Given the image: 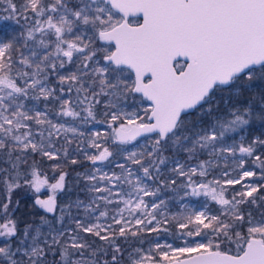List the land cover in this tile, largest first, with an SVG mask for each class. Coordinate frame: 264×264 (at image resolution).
<instances>
[{"label": "snow or ice", "instance_id": "snow-or-ice-1", "mask_svg": "<svg viewBox=\"0 0 264 264\" xmlns=\"http://www.w3.org/2000/svg\"><path fill=\"white\" fill-rule=\"evenodd\" d=\"M20 11L9 0L8 18ZM23 11H30L37 17L34 26L27 32L28 40H35L37 33L41 37L52 35L55 39L50 43L39 40L44 48L50 45L53 48L39 62L33 64L21 54L19 63L28 68L34 67V71L18 72L16 77L12 75L16 41L12 37L0 40V153L7 157L3 162L9 165L0 168V185H3L4 193L0 215L6 217L0 223V237L6 240L4 246H0V259L4 264H101L97 259L85 258V250L91 249V246L78 236L73 235L70 241L61 244L60 238L65 233L53 228L52 222L45 216L40 217L38 224H25L22 238H17L15 247L11 240L17 237L18 232L17 221L11 218L9 211L15 190L23 185L36 193H40L42 188H49L53 194L47 199L37 196L34 206L45 213H55L58 207L55 194L64 189L67 175L61 172L55 183H49L35 162L30 172L22 171L20 166L26 163L22 153L39 152L49 160H57L60 150L55 149L51 142L47 147L42 142H35L30 130L22 135L17 133L22 128L30 129L26 122L32 120L37 125L47 123L57 133L61 129L77 132L74 127L65 128L42 119L44 113L36 112L33 117L21 110L24 106L19 100L26 97L30 89H38L45 99L54 96V90L44 84L48 76L46 68L56 72L66 63H73L74 55L79 54L77 72L80 74L61 75L59 81L61 85L69 84L68 91H72L75 85L76 92L84 94L79 100L80 104L88 105L83 109L86 112L84 120L96 119L93 109L101 102L98 97L111 98L105 103V120L97 121L107 123L110 129L105 134V140L127 145L145 134H155L150 152L139 155L131 152L127 157L133 164L141 165L144 176L149 179L153 178L150 168L156 165L158 173L159 165L166 162L167 158L162 153L168 145L182 148L190 154L197 149L216 152V142L226 132L243 130L253 121L264 123V88L258 91L256 87L257 84H264V0H79L71 8L65 0H54L51 4H45L44 0H24ZM79 25L86 26L92 35L74 32V27ZM95 41L103 43L93 47ZM32 56H37V53L32 52ZM181 59L183 63H180ZM129 73L134 74L131 82ZM42 74L43 80L37 78ZM25 77L28 79L24 80L23 86L17 83V78ZM133 94H140L141 103L144 100L150 102L143 109V116L137 111H124L119 106L122 100ZM217 94L221 95L220 100L216 99ZM221 103L225 105L224 109L220 108ZM197 109L209 115L215 112L217 116L212 125L193 132L186 117ZM61 114L73 118L81 115L67 100L61 104ZM40 135L43 136V133ZM52 135L49 131V140ZM100 137L101 133L96 132L90 142V147L99 150L98 155H86L93 164L113 155L108 147L101 150ZM186 142L191 147H186ZM258 146L264 147V137L255 136L247 146L241 144L239 152L251 157ZM219 151L235 154L232 147ZM14 153L18 154L14 156ZM63 154L67 157L66 149ZM145 155L149 158L148 166L143 165ZM255 161L264 168L261 156L256 155ZM71 163L77 161L73 159ZM237 166L243 170L244 161L240 160ZM53 167L60 166L56 164ZM120 167L124 169V165ZM199 168V175H206L205 164L201 163ZM125 171V180L131 185L128 177L133 176V172L130 169ZM173 171L187 177L186 186L191 189L192 196H209L221 206V213L215 215L196 210L180 218L173 217V240L181 243H156L155 250L149 249L147 254L136 249L135 255L129 254L130 264H264V218L254 223L249 213L246 220L239 207L256 202L253 194L258 192V187L251 183L243 184V190L230 200L225 197L223 187L217 191V187L212 186L213 183L220 186L219 180L208 183L193 181L191 177L197 174L196 168L185 171L182 165H178ZM224 175L227 177L228 173ZM255 175L254 171L243 170L241 175L228 178L224 183L241 184L245 178ZM113 178L121 179L119 176L108 177L107 174L101 177L102 180ZM88 179L96 180V176ZM136 180L133 186L135 204L133 192H129V198L117 202L123 207L117 208L112 217L113 223L119 225V236H136L139 231L145 230L169 232L167 227L161 228L162 223H170L169 218L165 217L163 221L157 219V211L164 202L147 204L143 197L156 196L157 192L148 190L147 185L140 186L139 177ZM93 187L96 192L106 190ZM107 191L111 194V189ZM99 199L113 203L106 196ZM261 199L264 200V197ZM15 206L19 207V200ZM149 207L151 210H148ZM97 210L98 206L92 209ZM125 211L135 220L136 231L131 230L132 220L124 217ZM225 216L230 219H225ZM107 217V211H99L97 219ZM57 219L62 222L64 217L61 215ZM153 221L155 225L148 228ZM245 224L246 232L243 230ZM45 225L48 226L47 233L43 231ZM76 226L109 242L117 231L112 225L104 227L99 223L85 226L76 221ZM101 232L108 234L101 235ZM113 247L111 262L105 260L102 264H120L117 254L121 249L114 243ZM57 250L59 260L49 261V254L55 256ZM96 255L97 250L92 249L90 257ZM76 256L79 258H73Z\"/></svg>", "mask_w": 264, "mask_h": 264}, {"label": "trees", "instance_id": "trees-1", "mask_svg": "<svg viewBox=\"0 0 264 264\" xmlns=\"http://www.w3.org/2000/svg\"><path fill=\"white\" fill-rule=\"evenodd\" d=\"M54 0H44L45 4H51ZM79 0H67V4L73 6L77 4ZM12 3H15L17 8L21 11L12 18L9 17L7 9L9 8V0H0V40L3 39L4 34H8V28H11L10 33H16L18 36V42L15 43V51L13 52V70L12 75L16 77L18 72H28L32 73L33 68H28L19 63L21 54L25 57H28L30 61L39 62L40 58L46 52L52 51L53 48H44L40 45L39 40L44 39L46 42L54 41L55 37L52 35H46L41 37L39 33L36 34L35 40L27 39L28 30L34 26L35 20L37 17L34 16L30 11H23L24 0H12ZM55 15V14H54ZM25 16L27 19H25ZM43 19V18H41ZM88 31L86 26L79 25L74 27V32ZM103 42L95 41L93 47ZM40 52V56L36 60H32L31 53ZM79 54L74 55L73 63H66L64 68H58L56 72H52L51 69L46 68L45 71L48 73L47 80L44 81L45 85L49 89L54 90V96L45 99L38 89H30L26 97H21L19 102L23 104L22 111H26L29 115L35 117L36 110L39 108L41 111H44V116L42 119H46L54 123L62 125L63 123H74V128L77 129L76 133L65 132L61 129L58 133L55 129H52L47 123L43 125H37L35 120L27 121L26 123L30 126V129L22 128L17 134H23L25 131L32 132V139L37 143H43L45 147L51 142L55 149L60 150L59 157L57 160H49L47 157L43 156L41 153H32L28 151L27 153H22L23 159L26 163L21 164L22 171H31V166L35 162V166L39 170L42 176H46L49 180V183H55L54 181L58 179L61 172L66 173L64 189L62 192V197L58 204V209L55 214L45 213L41 209H38L37 206H34V203L30 202L28 195L31 191V188L27 185H23L19 189H16L12 194V205H10L11 218L17 221V237L11 238L13 247H15L17 238H22L23 229L27 223H36L40 222V217L45 216L49 221L52 222L53 228L60 231L61 229H66L64 231L65 235L61 237V244L70 241L69 235L78 236L82 242H85L91 246V249L85 250V258L88 259H97L101 261L107 260L111 262L112 255L114 253L113 243L116 246H119L121 252L118 255L120 259V264H130L129 254L135 255L136 249H148L152 248L155 250V244L160 242H171L173 244H179L180 241H174L172 233L175 232V220H172L173 217L180 218L183 216L182 204L185 201H194L196 204L203 205L205 204L207 209L215 215H220L221 206L211 200L209 196H192L191 189L186 185L188 184V179L185 176L178 175L177 172L173 171L175 164L179 163L183 166L185 171H188L191 168L197 169V174L193 175L191 178L197 183H208L214 182L216 180L220 181V186L212 184L213 187H217V191L220 190V187H223L225 190V197L232 199L234 195L243 190V181L241 184L228 185L224 181L227 178H236L241 175L243 171L237 165L240 160L244 161V168H253L258 182V192L254 193L256 198L255 203H244L240 205V210L244 214L245 219L247 220L248 214H251L253 222H257L264 218V200L261 197H264V168L260 166L258 161H255V156H261V159L264 160V147H256L254 155L249 157L243 155L239 152V147L241 144L247 146L255 136L264 137V123L259 121H253L249 126H246L243 130L237 132H226L223 138L216 142V152H211L209 149H197L194 154L183 150L182 148L173 147L168 145L163 151L162 155L166 157V162L159 165V172L157 173L155 168L156 165H153L150 168L152 172V179H149L144 176L141 165H135L130 160L127 159L129 155V146L127 145H116L112 142L111 139L105 140V134L110 132L107 123H98L97 121L105 120L103 113L106 111L105 103L111 99L110 97L100 96L98 99L101 101L99 104H96L93 111L95 113L96 119L84 120L83 117L86 116L84 108L87 104H80L79 100L83 98V93L76 92V86H72V91H68L69 84L65 83L60 84L59 76L69 75L71 73H80L77 72L78 65L80 60L77 58ZM101 62H103L101 60ZM59 63V61H57ZM129 82L134 79V74L129 73ZM41 80L44 79L43 74L40 77H37ZM25 78H17V83L21 86L24 85ZM30 82V81H29ZM257 90L264 88V84H257ZM63 88V92H61ZM98 91V88L96 89ZM217 100L221 99V95L217 94ZM70 101L72 107L75 111L80 112L79 117H67L61 114V104L63 101ZM140 94H133L127 97L126 100H122L119 104L121 108H126V110H138L140 115L143 116V109L148 107V101L144 100L142 103ZM221 109L225 108V105L221 103ZM113 111L115 109H112ZM217 113H212L211 115L207 113H201L199 109L191 112L189 116L186 117L190 121V127L193 132L200 131L203 128H207L212 125L216 119ZM97 128L101 130V137L99 142L101 144V150L103 147H108L109 150L113 153L107 160H104V164L113 170L115 173H121L124 171L120 165H132L137 172L142 174L143 179L150 185V191H156V196H146L148 203L152 204L160 203L163 201L162 207L157 211V219L163 221L165 217L169 218V224H161V228L167 227L169 232L161 231L151 232V231H139L136 236L131 234L127 237H121L118 234V231L111 236V241L101 240L99 237L83 232L80 229H77L76 221L80 220L83 224H88L94 219V215L99 211L106 210V203L104 200L98 199L96 203L90 202L91 198L94 196V182H101V177L96 176V180L88 179L94 173V166L90 160L86 158V155H96L99 153V150L93 147H90V141L93 138V129ZM52 131L53 135L49 140L48 133ZM43 133V136L40 133ZM83 133V135H80ZM155 139V134L146 135L142 138H137L136 141L144 140L145 144L137 151L140 153L150 152L152 149V144ZM71 141V143H68ZM186 147H191L190 143L185 144ZM232 147L235 149V154L232 155L228 152H220L221 148ZM67 150V157L64 156V150ZM18 153H14L15 156ZM7 157L0 153V168L9 167L8 164H5L3 161ZM75 159L77 163L73 164L71 161ZM201 163L205 164L206 175L200 176L199 172L201 169L199 165ZM59 164V168H54L53 166ZM143 165H149V158L147 155L143 157ZM227 172L228 176L226 177L224 173ZM175 181V183H173ZM3 185H0V204L4 202V193ZM82 199L83 201H89L90 205L86 206V209L81 206H77V200ZM239 199V196H237ZM251 200V198H248ZM19 200V207L15 206V202ZM30 202V203H29ZM70 205V207H66ZM97 211H92L93 208H97ZM61 208H64V212H61ZM63 215L64 219L62 222L58 221V217ZM151 218V217H150ZM225 219H230V217L225 216ZM6 217L0 215V223L5 221ZM149 219V218H148ZM155 225H148V228H151ZM72 231L70 234L68 230ZM136 231L137 228L131 229ZM247 230V224H245L244 229ZM45 233L48 232V226L43 227ZM6 243L5 238L0 237V246H4ZM26 243H30L27 241ZM234 247V246H233ZM59 248V246H57ZM92 249L97 250L96 257H90V252ZM73 258H79L78 256ZM59 260V252L56 251V255L53 256L49 254L48 260ZM0 264H4L3 260L0 259Z\"/></svg>", "mask_w": 264, "mask_h": 264}, {"label": "rangeland", "instance_id": "rangeland-1", "mask_svg": "<svg viewBox=\"0 0 264 264\" xmlns=\"http://www.w3.org/2000/svg\"><path fill=\"white\" fill-rule=\"evenodd\" d=\"M65 2L67 3V0H65ZM68 5V4H67ZM69 8H71L72 6L68 5ZM69 19H72L71 16H69ZM11 31V28H8V34H4V37L2 40H6L10 37L14 38L16 43L18 42V36L16 33H10ZM82 33H84L85 35L87 36H91L92 35V32L91 31H81ZM37 53V56L33 57L32 56V53H31V57H32V60H36L39 56H40V52H36ZM103 63V62H101ZM45 84V83H44ZM46 86V85H45ZM149 102L148 104H146V106H149ZM124 111H127V112H132L130 110H126V108H123ZM133 111H137L140 115V111L138 110H133ZM35 112H41V113H45L44 111H41V109H37ZM55 125L59 126L58 123H54ZM62 125H64L65 128H69V127H74V123H63ZM96 132H101V130H98L97 128H94L93 129V133L95 134ZM94 134H93V137H94ZM91 142V141H90ZM99 142V140H98ZM100 143V142H99ZM145 144V141L144 140H141V141H133L132 143H130V146H129V154L131 152H137L139 151V149ZM92 155V154H91ZM98 155V154H96ZM178 165H180L179 163L175 164V167H177ZM125 169H130L132 172H133V176L131 177H128V179H130L132 181V184L130 185L129 183H127V181L125 180V177L127 176V171H125ZM243 170H251V171H254L253 168H244ZM105 174H107L108 177H114V176H119L121 179L120 180H116V179H111V180H102L101 179V182L99 183L98 181H95L94 182V185L95 187L97 188H104L106 189L104 192H96L94 193V196L91 198V201L90 202H94L96 203L99 199V197L101 196H106L108 197L110 200L113 201V203L111 204H108L106 203V210L108 212V217L107 218H99L97 219V217L99 216V212L96 213L94 215V219L89 222L88 224H84L85 226H90L91 224H94V223H99L101 224L102 226L104 227H107L108 225H112V228L117 230L118 231V228H119V225H115L113 223V220H112V217L116 214V209L117 208H122L123 207V204L122 203H117L119 201H122L123 199H127L129 198L128 197V193L129 192H133V196H132V199H133V203L135 204L136 202V193L134 192V189H133V186L136 185L137 183V180L136 178L139 177V180H140V186H144V185H147L148 187V190H150V185L145 181V179H143L142 177V174L137 172V170L132 166V165H126L124 167V171H122L121 173H115L113 170H111L109 167H107L103 161H98L95 166H94V173L92 174L97 176L99 175L100 177L104 176ZM242 174V172H241ZM228 179V178H227ZM56 182V180L54 181ZM246 183H251V184H255L257 187H258V182L256 180V178H245V180L243 181V184H246ZM107 189H111V194H109V192L107 191ZM117 193H119V195H117ZM140 195H143L142 193ZM144 201L151 205L150 203H148L147 199H146V196L143 197ZM77 203L80 204V206L84 209H86V206L90 205V203H88L87 201H83L82 199H78L76 201ZM58 209V207H57ZM148 210H151V208L149 207ZM181 210H183V215H186L192 211H206L208 212L209 214H213L212 212H210L206 205L203 204V205H199V204H196V202L194 201H185L183 202L182 204V208ZM124 217L128 220H132V224L130 225V228L131 229H135L137 228V226L135 225V220L133 219L132 216L129 215V213L127 211H125L123 213ZM150 219V217H148ZM80 221V220H78ZM81 222V221H80ZM82 223V222H81ZM66 229H61L60 231H65ZM69 233L71 234L72 231L71 229L68 230ZM105 234H108V233H105V232H101V235H105ZM73 236L72 234L69 235V238ZM4 238V237H2ZM166 242H160V244H164ZM167 243H171V242H167ZM175 245V244H174ZM149 249H152L151 247L148 248V249H143L142 252L147 254Z\"/></svg>", "mask_w": 264, "mask_h": 264}, {"label": "flooded vegetation", "instance_id": "flooded-vegetation-1", "mask_svg": "<svg viewBox=\"0 0 264 264\" xmlns=\"http://www.w3.org/2000/svg\"><path fill=\"white\" fill-rule=\"evenodd\" d=\"M131 19V18H130ZM136 19H139L140 20V22H142V19L141 18H139V17H137ZM184 61H180V63H183ZM62 192H63V189L62 190H58L57 192H56V200H57V205L59 204V202H60V199H61V197H62ZM53 193L51 192V190L49 189V188H47V187H45V188H42L41 189V192L40 193H36L33 189H31V191H30V193H29V195H28V198H29V200H30V202H32V203H34V201H35V198L37 197V196H39L41 199H47L48 198V196H50V195H52ZM29 202V203H30ZM38 207V206H37ZM38 209H40L39 207H38ZM42 210V209H41ZM43 211V210H42ZM52 214V213H51ZM55 214V213H54ZM53 215V214H52Z\"/></svg>", "mask_w": 264, "mask_h": 264}, {"label": "water", "instance_id": "water-1", "mask_svg": "<svg viewBox=\"0 0 264 264\" xmlns=\"http://www.w3.org/2000/svg\"><path fill=\"white\" fill-rule=\"evenodd\" d=\"M181 61H183L182 59H181ZM150 103V102H149ZM193 112V111H192ZM146 135H153V134H145V135H143V136H140V137H138V138H142V137H144V136H146ZM52 214H54V213H52Z\"/></svg>", "mask_w": 264, "mask_h": 264}]
</instances>
